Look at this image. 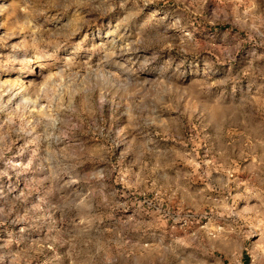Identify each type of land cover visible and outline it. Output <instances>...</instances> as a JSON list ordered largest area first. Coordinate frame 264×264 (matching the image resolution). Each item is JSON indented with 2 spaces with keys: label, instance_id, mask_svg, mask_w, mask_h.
Instances as JSON below:
<instances>
[{
  "label": "rangeland",
  "instance_id": "1",
  "mask_svg": "<svg viewBox=\"0 0 264 264\" xmlns=\"http://www.w3.org/2000/svg\"><path fill=\"white\" fill-rule=\"evenodd\" d=\"M264 264V0H0V264Z\"/></svg>",
  "mask_w": 264,
  "mask_h": 264
},
{
  "label": "crops",
  "instance_id": "2",
  "mask_svg": "<svg viewBox=\"0 0 264 264\" xmlns=\"http://www.w3.org/2000/svg\"><path fill=\"white\" fill-rule=\"evenodd\" d=\"M247 247H244L243 249V254L241 255V258L239 260V264H251L252 259H251V255L246 251Z\"/></svg>",
  "mask_w": 264,
  "mask_h": 264
}]
</instances>
